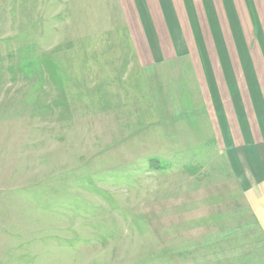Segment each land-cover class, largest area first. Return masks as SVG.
<instances>
[{
    "label": "rangeland",
    "instance_id": "374dc122",
    "mask_svg": "<svg viewBox=\"0 0 264 264\" xmlns=\"http://www.w3.org/2000/svg\"><path fill=\"white\" fill-rule=\"evenodd\" d=\"M263 149L264 0H0V264H264Z\"/></svg>",
    "mask_w": 264,
    "mask_h": 264
},
{
    "label": "crops",
    "instance_id": "0c3cea01",
    "mask_svg": "<svg viewBox=\"0 0 264 264\" xmlns=\"http://www.w3.org/2000/svg\"><path fill=\"white\" fill-rule=\"evenodd\" d=\"M263 151H264V149H263ZM248 174H249V170H248ZM247 176H248V178H246V179H247V182H249V184L251 185V188L254 190V192H255V189H256V191H258L261 188L260 186L262 185V183H264L262 180L263 178L259 174H257V173L255 174L254 172L250 173ZM243 188L245 189V180H244Z\"/></svg>",
    "mask_w": 264,
    "mask_h": 264
}]
</instances>
